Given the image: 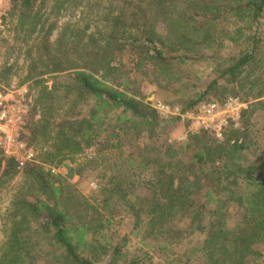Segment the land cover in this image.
<instances>
[{
	"label": "trees",
	"instance_id": "obj_1",
	"mask_svg": "<svg viewBox=\"0 0 264 264\" xmlns=\"http://www.w3.org/2000/svg\"><path fill=\"white\" fill-rule=\"evenodd\" d=\"M54 1L49 12L50 0H12L8 34L24 45L33 40L25 81L42 85V118L31 109L23 137L29 145L52 142L22 171L0 150V189L20 172L26 181L6 210L0 264H144L150 251L165 257L157 264H257L264 135L252 117L264 110V0ZM68 3L87 5L92 19L77 33L66 24L52 39L59 26L49 15ZM217 20L228 22L222 33L210 27ZM12 69L3 63V80ZM50 73L57 77L51 89L43 77ZM141 74L183 112L231 96L254 101L222 137L202 129L170 143L159 128L180 117L162 116L143 100ZM53 118L60 120L51 128ZM97 138L108 155L126 158L103 170L104 210L72 197L68 182L94 159L65 164L67 180H52L46 165L82 154ZM119 210L132 217L129 233L113 228ZM134 240L148 251L133 250Z\"/></svg>",
	"mask_w": 264,
	"mask_h": 264
},
{
	"label": "rangeland",
	"instance_id": "obj_2",
	"mask_svg": "<svg viewBox=\"0 0 264 264\" xmlns=\"http://www.w3.org/2000/svg\"><path fill=\"white\" fill-rule=\"evenodd\" d=\"M55 1L50 0V2L47 4V11H51V9L54 8ZM74 6L70 3L67 4V6L58 14H50V20L49 22L53 20H57L59 28L53 32L52 39H55L61 28H63L66 24H71L73 26L72 31L73 33H77L78 30L82 31L85 28V25L89 22V19H92L91 13H89V8L87 5H83L79 7V9L74 10ZM56 9V8H55ZM57 10V9H56ZM227 21L223 20H217L213 23H211L210 27H212L213 30L216 31V33H222L227 25ZM264 23V21H263ZM13 28V24H12ZM93 28H96V25L93 24L91 29L89 31L93 30ZM14 33L11 32L8 34V38L5 39V41L2 44V55H3V62L5 63L8 61L9 65H13V69L8 75V79L5 81L7 85H14V86H22L27 85L29 89V96L31 99V102L29 104V113L31 112V109L33 110L34 107H36L35 111V120H39L42 118L43 115V107L42 104H37V98L41 92V84H36L33 80L25 81V78L29 74V60L27 59L26 55V49L27 46L30 45L33 40L29 39L28 45H24L21 42L14 39ZM35 36V35H34ZM15 45V46H14ZM12 46V48L10 47ZM10 47V48H9ZM20 47H22L20 49ZM201 64V63H200ZM199 66V65H198ZM45 78V83L49 89L52 88L54 82H55V74H46L43 76ZM150 77L146 76L145 74H141L137 79L136 83L139 85L140 92L143 95V100L147 103H149L154 108H159V104L165 105L166 107H169V111L161 112L162 116H165L167 118H172L173 116H179V120L172 121L168 126L164 128H159V133L161 134V139L167 140L170 143H184L187 141V136L189 132H196L199 131L198 129H195V126L193 124V121L190 120L188 117H186V113L189 111L183 112V110L179 107V105L173 104L171 100L170 95H167V93H163L162 90L158 88V86L153 83L150 79ZM204 79H207L205 77ZM240 97V96H238ZM243 99L242 97H240ZM251 99V98H250ZM244 100V99H243ZM246 101V100H244ZM254 100H248L249 106ZM70 102L65 106V109H69ZM248 106V108H249ZM59 118H53L51 120V128L53 126L57 125V122H59ZM252 122L256 123V129L261 130L260 134L264 135V110H259L256 112V114L252 117ZM52 141H49L45 143L43 138H38V140L31 144V148L34 150L35 153V161L40 162L41 156L44 155V152L46 150H50ZM107 143L103 138H97L95 140V143L90 147L87 148L82 154L75 155L72 157H69L67 159H63L61 162L54 161L46 163L47 169H51L52 172H54L52 180H57V178L61 180H67V168L65 164H75V162H84L88 159L93 160L94 163L87 165L85 169H83L82 175H76L73 178H68V182L70 183V188L72 189L71 196L75 193H79L81 197H84L87 202L94 205L97 208H101L104 210L102 203L103 199L102 196L99 195V188L101 186V183L106 178L104 177L103 170L108 169V166L111 164H114V162H117L116 158H121V162L123 165L125 163V156L122 155L117 150H114L113 154L108 155L107 153L111 152L108 151L106 148ZM106 146V147H105ZM125 147V148H124ZM123 150L126 152L129 148L128 146H124ZM106 148V149H105ZM109 150V149H108ZM119 150V149H118ZM107 152V153H106ZM107 154L108 157H110V160H106L103 158L104 155ZM75 161V162H74ZM22 171V169H20ZM26 181L24 178V175L22 172H20L17 176H15L13 179H11L2 189H0V240H3L4 238V230H5V218H6V210L8 211V208L10 206V201L12 200L14 194L19 190V188L22 185H25ZM69 188V189H70ZM140 190H138L139 192ZM136 192V191H135ZM84 200V201H85ZM107 211V210H106ZM229 224H231V217L228 220ZM114 226V229H118L122 233H129L132 230L133 227V220L130 214L118 211L114 216V221L112 223ZM131 237L134 239L133 234H131ZM43 248L47 247V243L42 241ZM142 248L143 251H148L149 248L138 246L137 243L134 240V243L132 244V249ZM136 251V250H135ZM149 259H146V262L144 264H157L159 262H163L165 260V257L161 255L159 252L150 251L148 253ZM257 264H264V250H263V256L260 257L257 260Z\"/></svg>",
	"mask_w": 264,
	"mask_h": 264
},
{
	"label": "built area",
	"instance_id": "obj_3",
	"mask_svg": "<svg viewBox=\"0 0 264 264\" xmlns=\"http://www.w3.org/2000/svg\"><path fill=\"white\" fill-rule=\"evenodd\" d=\"M12 0H0V150L5 160H14L18 169L35 162V153L23 137L31 102L27 85H7L2 78V44L10 29ZM248 102L240 97H229L223 103L203 101L186 113L195 129L208 130L222 137L230 125L238 126ZM161 112L169 107L159 104Z\"/></svg>",
	"mask_w": 264,
	"mask_h": 264
}]
</instances>
